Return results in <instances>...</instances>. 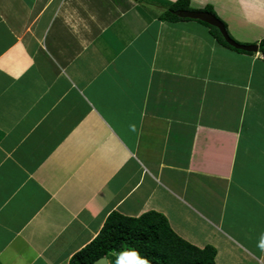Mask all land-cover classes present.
<instances>
[{"label": "crops", "instance_id": "crops-1", "mask_svg": "<svg viewBox=\"0 0 264 264\" xmlns=\"http://www.w3.org/2000/svg\"><path fill=\"white\" fill-rule=\"evenodd\" d=\"M174 1L0 0V264H68L112 211L264 264L262 55ZM189 2L264 38V0Z\"/></svg>", "mask_w": 264, "mask_h": 264}, {"label": "trees", "instance_id": "trees-1", "mask_svg": "<svg viewBox=\"0 0 264 264\" xmlns=\"http://www.w3.org/2000/svg\"><path fill=\"white\" fill-rule=\"evenodd\" d=\"M162 8L160 20L197 21L208 28L209 34L218 44L238 53L254 54L229 45L216 27L201 20L175 14L179 10L210 13L222 22L228 36L233 39L226 24L210 5L194 9L190 7L189 0H176ZM257 45L264 61V38ZM215 254L216 250L211 245L197 247L178 236L166 217L159 212L148 211L138 217H128L112 211L106 217L98 235L76 252L68 264H92L101 257H106L109 264H215Z\"/></svg>", "mask_w": 264, "mask_h": 264}, {"label": "water", "instance_id": "water-1", "mask_svg": "<svg viewBox=\"0 0 264 264\" xmlns=\"http://www.w3.org/2000/svg\"><path fill=\"white\" fill-rule=\"evenodd\" d=\"M137 1V0H133ZM176 15L179 17H184V18H190V19H196V20H201L204 21L214 27H216L219 32L221 33L222 37L224 40L231 45L232 47L236 49H241L244 51H249V52H258V45L257 44H241L236 42L235 40L231 39L222 22L218 20L215 16H213L210 13L207 12H202V11H184V10H179L175 12ZM92 264H108L106 257H101L95 260Z\"/></svg>", "mask_w": 264, "mask_h": 264}, {"label": "rangeland", "instance_id": "rangeland-1", "mask_svg": "<svg viewBox=\"0 0 264 264\" xmlns=\"http://www.w3.org/2000/svg\"><path fill=\"white\" fill-rule=\"evenodd\" d=\"M242 44H244V43H242Z\"/></svg>", "mask_w": 264, "mask_h": 264}]
</instances>
